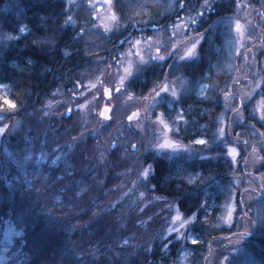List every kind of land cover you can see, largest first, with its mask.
Returning <instances> with one entry per match:
<instances>
[{"label":"trees","instance_id":"obj_1","mask_svg":"<svg viewBox=\"0 0 264 264\" xmlns=\"http://www.w3.org/2000/svg\"><path fill=\"white\" fill-rule=\"evenodd\" d=\"M247 1L263 13L258 22L264 39V0ZM177 2L178 13L198 11V30L205 36L198 56L180 63L188 84L164 112L172 121L178 113L183 116L176 137L194 151H149L143 161L150 165L149 174L143 185H132L133 157L124 156L119 146L105 151L98 139L103 130L99 136L85 132L83 137L82 119L61 114L63 101L49 112L48 101L78 89L94 70L93 51L108 37L100 32L92 38L79 28L67 0H0V84L11 85L9 98L23 120L8 143L12 155H30L26 163L19 158V165L8 156L9 169L0 175V249L5 264H181L185 250L189 256L184 264L264 262V225L259 222L264 196L244 203L248 235L242 236L237 222L222 224L219 216L234 190L238 215L244 214L242 189L235 183L237 173L246 176L244 168H235L223 142L214 141L218 114L224 110L222 95L230 90L235 73L225 65L219 22L236 12L238 0H214L210 10L202 9L203 0ZM161 3L117 0L118 7L138 11L156 12ZM258 66L264 77V61ZM165 72V67L148 68L131 87L145 95ZM202 85L204 92L198 90ZM261 89L264 95V83ZM6 102L0 94V107ZM259 127L264 133V125ZM139 188L143 196H136ZM172 203L184 216H194L187 236H163Z\"/></svg>","mask_w":264,"mask_h":264},{"label":"rangeland","instance_id":"obj_2","mask_svg":"<svg viewBox=\"0 0 264 264\" xmlns=\"http://www.w3.org/2000/svg\"><path fill=\"white\" fill-rule=\"evenodd\" d=\"M203 1L202 9L210 10L214 0ZM161 2L163 12L173 13L171 19L166 23H160L159 25L163 26L152 32L127 38L122 48H117L112 52L114 39L115 43L122 40L119 33L125 27L116 9V0H111V4L109 0H67L71 19L80 21L79 28L91 34L92 38L103 33L108 39L101 44L102 46L94 49L96 66L93 71L87 73L78 89L71 93H63L60 97L56 94L53 101H48L50 103L49 112L63 101L65 106L61 114L68 113V109H71L70 114L74 113L82 119L79 132L83 137L86 135L85 132L99 136L103 130V135L98 139L105 151L119 146L124 156L133 157L130 171L134 170L136 174L133 176L130 172L132 185L136 183L135 181L143 185L145 177L142 176V172L150 168V165L143 161L149 151L165 152L169 155L194 151L192 145L176 137L181 124L184 123L183 116L178 113L174 116V121L168 119L164 106L170 107L171 103L178 99L186 88L188 83L180 68V63L198 56L199 46L205 34L198 30L201 27L198 11L189 10L178 13L177 6H175L178 3L177 0H161ZM259 9L247 0H238L236 12L219 22L223 31L224 46L221 52L227 62L225 65L234 67L235 73L230 90L222 95L224 110L218 114L214 141H222L235 168L242 167L246 173V176L237 173L236 176L239 179L235 180L237 187L242 189L243 207L241 210L244 214L241 217L238 215L237 195L234 190L222 204L219 216L221 223L226 226H232L237 222L238 230L243 233L248 228L251 229L248 225L249 212L244 207V203L247 204L255 197L264 196V170L260 168L264 133L259 127V123L264 125V118H262L264 95L261 89L264 77L258 66L259 62L264 61L263 46L260 45H264V39L258 22L263 13ZM199 12L203 13V10L200 9ZM238 24L239 30H237ZM193 43L196 44L195 55L185 56L187 48ZM157 48L161 50L159 56H163L162 60L158 59ZM153 57H157L158 64L166 67V72L162 80L157 82L148 93L138 95L132 89L131 83L151 66ZM181 57L184 58L181 59ZM125 69H129V72H125ZM121 80H123L122 83ZM165 86L168 89L167 92L162 91ZM116 87H119V92L115 91ZM11 88L8 83L0 84V94L8 100L0 107V128L4 129L0 132L1 176H4V172L9 169L8 156H11L18 165L19 158L22 159L21 162L26 163L30 157L23 151L19 154L21 157L12 155L10 152L9 136L18 129L20 130L23 123L21 117L15 115L16 106L14 108L11 106L14 104L9 98ZM106 88L112 89L111 97H107ZM198 90L204 92L206 86L202 85ZM173 92L176 95H173ZM106 105L111 106V120L100 116L102 108ZM230 108H232L231 112ZM138 109L140 110L139 117L136 120H129L128 117ZM247 113H250L253 119L250 116L246 118ZM200 141L204 139H198L197 142L200 143ZM133 145L135 147H132ZM3 157L7 159L6 162H3ZM140 188L136 196L145 194ZM169 208L172 212L163 236L168 237L171 234L177 237L187 236L194 216H184L175 203H172ZM259 208L261 207L258 206V211ZM230 211L231 220L229 222L227 217ZM235 237H237L235 240L241 238L240 236ZM190 239H192L191 236ZM238 242L239 240L235 241L234 245ZM188 256L189 251H183L180 263H186ZM0 264H5V253L1 249Z\"/></svg>","mask_w":264,"mask_h":264},{"label":"flooded vegetation","instance_id":"obj_3","mask_svg":"<svg viewBox=\"0 0 264 264\" xmlns=\"http://www.w3.org/2000/svg\"><path fill=\"white\" fill-rule=\"evenodd\" d=\"M116 9L119 13L120 20L122 23L125 24V27L121 30L119 35L122 37L118 43H114L112 45L111 51H116L117 48H122L124 44L126 43L127 38L141 33H148L152 32L153 30L158 29L159 27L163 25H159L160 23H166L168 22L171 17H166L162 6L158 8V11L154 12L152 9L147 11V9L144 10H133L132 8H126L121 6L118 7L117 0H116ZM122 12V14H121ZM158 12V13H157ZM85 14V13H84ZM85 22V18L83 19ZM160 49V48H159ZM161 54V50L158 53V56ZM159 61L157 60V57H153V61L151 62V67H158L162 68L165 67L164 65L158 64ZM147 68V69H148ZM166 68V67H165ZM146 69V70H147ZM166 70V69H165Z\"/></svg>","mask_w":264,"mask_h":264},{"label":"snow or ice","instance_id":"obj_4","mask_svg":"<svg viewBox=\"0 0 264 264\" xmlns=\"http://www.w3.org/2000/svg\"><path fill=\"white\" fill-rule=\"evenodd\" d=\"M109 4H111V0H109ZM115 17H113V19H114ZM239 24L237 25V30H239ZM22 31H23V29H21ZM195 49H196V44L195 43H193L192 45H191V47H189V48H187V50H186V52H185V56H188V57H191V56H193V55H195ZM156 51H157V53H159V51H160V49L159 48H157L156 49ZM184 57H181V59H183ZM158 59H163V56H159L158 57ZM141 60L143 61V57L141 56ZM125 72H129V69H125ZM123 82V80H121V83ZM95 85H93V87H94ZM116 92H119L120 91V89H116L115 90ZM162 91H165V92H167L168 91V89H167V87L165 86V87H163L162 88ZM105 92H106V94H108L109 95V97H111V94H112V89H108V88H106L105 89ZM157 95H159V93H157ZM173 95H176V93L175 92H173ZM227 95V94H226ZM9 103H11V102H9ZM13 108L15 107V105L13 104V105H11ZM68 111H71V109H68ZM112 111V109H110L107 105L105 106V108H104V110L103 111H101L100 112V116L101 117H104L106 120H111L112 119V117L109 115V113ZM137 115V113H133L132 114V116H129L128 117V119L129 120H131L134 116H136ZM262 118H264V111H262ZM4 131V129L3 128H0V132H3ZM200 143H204V141H200ZM167 146H171V145H167ZM132 147H135V145H133ZM235 150H233V152H234ZM148 174H149V170L148 169H146V170H144L143 172H142V176H144V177H147L148 176ZM227 219H228V221L230 222V220H231V211L229 212V214H228V217H227ZM259 222L262 224V225H264V217H259ZM253 223H255V222H253ZM249 233L246 231L245 233H243L242 234V236L243 235H248ZM194 243H195V241H194ZM262 264H264V262H262Z\"/></svg>","mask_w":264,"mask_h":264},{"label":"water","instance_id":"obj_5","mask_svg":"<svg viewBox=\"0 0 264 264\" xmlns=\"http://www.w3.org/2000/svg\"><path fill=\"white\" fill-rule=\"evenodd\" d=\"M108 89H110V88H108ZM116 89H119V87H116L115 88V90ZM107 97H109V95L107 94ZM110 109H111V106L110 105H107ZM104 108H105V106L102 108V111L104 110ZM133 113H137V115L136 116H134L131 120H136L138 117H139V115H140V110L138 109V110H136V111H134ZM132 113V114H133ZM68 114H70V111L68 112ZM132 114L130 115V116H132ZM109 115H110V113H109ZM111 116V115H110ZM102 118H104V117H102ZM105 119V118H104ZM115 146V145H114ZM113 146V147H114Z\"/></svg>","mask_w":264,"mask_h":264}]
</instances>
